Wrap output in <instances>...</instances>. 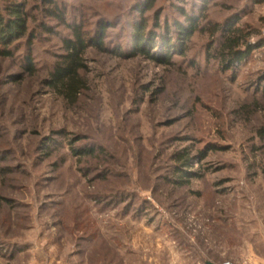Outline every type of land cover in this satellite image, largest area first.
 I'll return each instance as SVG.
<instances>
[{"label": "rangeland", "instance_id": "1", "mask_svg": "<svg viewBox=\"0 0 264 264\" xmlns=\"http://www.w3.org/2000/svg\"><path fill=\"white\" fill-rule=\"evenodd\" d=\"M19 1L28 36L0 57V264H264V0ZM100 24L69 99L49 85L63 42ZM229 28L252 49L224 70Z\"/></svg>", "mask_w": 264, "mask_h": 264}, {"label": "trees", "instance_id": "2", "mask_svg": "<svg viewBox=\"0 0 264 264\" xmlns=\"http://www.w3.org/2000/svg\"><path fill=\"white\" fill-rule=\"evenodd\" d=\"M48 4L55 5L54 0H45ZM4 2L5 4H1ZM142 9L141 12L145 11ZM26 6L24 3L19 0H0V57H11L13 55L10 46L16 41L23 39L28 36V15L25 12ZM189 31L178 25L177 27L182 30L180 35L183 41H186L187 38L194 32L192 28L195 24V20L188 17ZM108 25L100 24L97 38L91 39L90 42L83 36V34L74 29V36L71 39L64 40V50L65 55L61 58V62L55 64L54 69L50 75V83L54 89L63 90L69 99L77 97L79 90L81 88V83L78 80L79 72L82 70V56L88 47H96L97 49H102L103 43L102 40L105 35V30ZM136 33H134V40L136 45V51L142 53L147 58L151 57L150 53L145 50V44L143 42L144 36L142 35V24L135 27ZM228 37L225 43L222 45L220 50L221 63L224 70H230L233 66L239 65L245 57L250 53L252 49L251 44H246L247 50H240L241 39L243 38L242 30L240 28H229L227 30ZM183 45V43H182ZM166 48L172 49L168 44L165 45ZM31 55V54H30ZM30 55H28V60H30ZM171 54L168 52L165 56L161 57L158 61L163 64L170 63ZM30 68V67H29ZM31 70V69H29ZM74 154L81 155L73 150ZM87 151L82 153L86 154ZM177 160L183 162L182 166H189V159L186 158L184 153L177 155ZM180 173L184 176H188L186 172L180 169ZM180 186H184L188 181H178Z\"/></svg>", "mask_w": 264, "mask_h": 264}, {"label": "built area", "instance_id": "3", "mask_svg": "<svg viewBox=\"0 0 264 264\" xmlns=\"http://www.w3.org/2000/svg\"><path fill=\"white\" fill-rule=\"evenodd\" d=\"M228 264H231V263H228Z\"/></svg>", "mask_w": 264, "mask_h": 264}]
</instances>
